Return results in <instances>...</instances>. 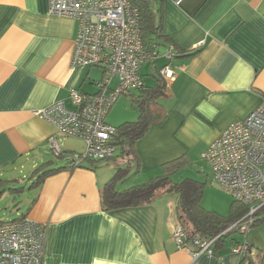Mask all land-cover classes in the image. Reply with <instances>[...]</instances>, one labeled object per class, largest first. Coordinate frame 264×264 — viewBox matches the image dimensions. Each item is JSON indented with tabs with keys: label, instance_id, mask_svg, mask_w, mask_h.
<instances>
[{
	"label": "crops",
	"instance_id": "crops-1",
	"mask_svg": "<svg viewBox=\"0 0 264 264\" xmlns=\"http://www.w3.org/2000/svg\"><path fill=\"white\" fill-rule=\"evenodd\" d=\"M148 5L162 34L157 56L169 44L197 52L162 57V66L170 61L175 73L169 82L162 78L163 118L151 123L135 153L123 159L138 173L157 171L194 148L202 153L231 121L253 110L264 91V0H184L178 6L148 0ZM76 27V20L50 14L48 0H0V170L24 161L35 166L49 155L47 139L55 129L37 110L58 99L70 107L71 89L97 92L104 70L70 63ZM153 67V82L143 81L145 86L161 77V67ZM137 91L127 93L129 101ZM62 138V149L73 151ZM58 158L52 167L68 165L66 155ZM110 178L108 167L85 160L45 176L20 199L18 208H25L17 218L44 227L42 264H216L217 257L237 264L235 239L230 248L224 241L213 243V254L194 255L176 245L171 230L180 223L178 195L166 192L146 204L105 211L101 190Z\"/></svg>",
	"mask_w": 264,
	"mask_h": 264
},
{
	"label": "built area",
	"instance_id": "built-area-1",
	"mask_svg": "<svg viewBox=\"0 0 264 264\" xmlns=\"http://www.w3.org/2000/svg\"><path fill=\"white\" fill-rule=\"evenodd\" d=\"M171 1L178 6L184 0ZM48 11L77 22L71 66H97L105 72L96 83V93L71 89L70 107L58 99L35 112L55 129L47 139L50 151L56 157L66 155L74 165L86 159H110L116 150L111 143L116 126L107 122L106 116L121 95L144 87L139 68L158 51L153 43L144 44L139 11L131 0H48ZM170 49L172 46L165 52L167 59ZM159 74L166 82L175 77L170 64L162 66ZM59 137L83 140L84 151L65 152ZM201 156L209 164L214 180L234 200L248 206L245 219L232 225L238 224L239 232L246 233L256 218L264 216V91L259 104L244 118L231 121ZM171 236L178 247L194 255L213 254L216 237H195L188 244L179 222L172 225ZM231 251L240 260L248 251L247 240L234 243ZM43 253L42 224L27 217L0 221V264H42ZM216 264L225 263L217 257Z\"/></svg>",
	"mask_w": 264,
	"mask_h": 264
},
{
	"label": "trees",
	"instance_id": "trees-1",
	"mask_svg": "<svg viewBox=\"0 0 264 264\" xmlns=\"http://www.w3.org/2000/svg\"><path fill=\"white\" fill-rule=\"evenodd\" d=\"M131 3L139 11L140 35L144 44L153 43L158 51L157 47L160 43L157 40L162 38L160 23L155 21L153 12L149 8L148 0H131ZM169 47L170 44L166 46L167 50ZM195 52H197L196 49L180 51L175 46H172L169 60L181 56H190ZM167 64H170V61ZM157 71L159 73V69ZM165 86L164 80L159 77L154 86L144 85L142 89L131 95L130 102L136 105L137 118L134 121H125L116 126L115 134L111 140L115 149H119V156L127 158L134 154L136 141L146 133L151 123L161 122L163 114L158 99L165 95ZM115 157L113 156L112 158L114 159ZM182 158L180 156L163 163V173L161 175L121 190H117L115 184L124 174V171L115 173L101 190L102 207L105 211H111L119 208L139 206L150 202L160 194L175 191L179 194L176 212L185 232V242L192 244L195 237H216L214 243L221 244L224 241L222 239L224 236L238 229V224L232 225L239 220L243 221L245 219L244 216L248 212V206L233 200L226 216L205 210L200 204L203 189L201 183L193 179H184L180 182H172L169 179L170 170L180 164ZM66 162L68 165L64 167L67 168L79 167L81 164L74 165L67 158ZM64 167H52V161L40 163L32 172L31 188L38 186L45 176ZM1 183L2 180L0 179V185ZM20 190L22 191V188L10 189V191ZM1 193L2 191H0ZM257 215H261V211H258ZM263 221L264 216L258 217L250 226H255ZM229 227H231L230 230ZM263 256L264 249H255L252 243H248V251L239 260V264H261Z\"/></svg>",
	"mask_w": 264,
	"mask_h": 264
},
{
	"label": "rangeland",
	"instance_id": "rangeland-1",
	"mask_svg": "<svg viewBox=\"0 0 264 264\" xmlns=\"http://www.w3.org/2000/svg\"><path fill=\"white\" fill-rule=\"evenodd\" d=\"M163 55H165L164 48H160V55L155 56L152 60L143 63L140 66V74L145 84H151L153 82L152 73L155 72L154 65L161 67L164 63ZM156 73V72H155ZM100 76V69L95 68L93 70L92 77L98 78ZM93 89V88H92ZM163 96L158 101L161 102ZM136 105L131 104L129 96L121 95L117 101L113 104L107 114V121L118 126L125 121H134L137 118ZM64 144L73 151L83 152L85 144L83 140L75 137H64L62 138ZM48 156L43 159L44 162L51 160L53 162H60L61 158L54 156L50 151ZM201 151L194 148L183 154L180 164L174 169L170 170L169 179L172 182H180L184 179H193L203 185L202 195L200 199L201 206L208 211H214L220 215L226 216L229 213L230 204L234 200L233 197L225 191L215 180L209 164L201 156ZM119 149L115 150L114 157L106 160H95L93 161L97 168L100 166L108 167L111 177L117 173L124 171V174L115 184L117 190L127 188L129 186L143 183L152 177L159 176L163 173V166H160L157 171L153 169H147L138 173V168L129 165V161H123L125 159L119 156ZM86 161H90L86 159ZM40 163L37 162L35 166H32L31 161H24L15 166H6L0 171V179L2 183L0 185V221H10L19 216L23 212L20 205V199L24 198V194L29 192L32 182V172L35 167ZM169 166V165H168ZM12 188H22V191H10ZM168 196L174 197L178 195V192H167ZM224 247L230 248L232 240L235 239L237 242H243L247 240L248 243H252L254 248L264 249V221L250 226L246 233H240L239 230H235L224 236ZM262 254V252H260Z\"/></svg>",
	"mask_w": 264,
	"mask_h": 264
},
{
	"label": "water",
	"instance_id": "water-1",
	"mask_svg": "<svg viewBox=\"0 0 264 264\" xmlns=\"http://www.w3.org/2000/svg\"><path fill=\"white\" fill-rule=\"evenodd\" d=\"M261 264H264V256H263V259H262V262H261Z\"/></svg>",
	"mask_w": 264,
	"mask_h": 264
}]
</instances>
